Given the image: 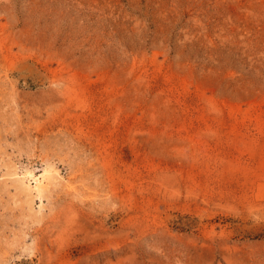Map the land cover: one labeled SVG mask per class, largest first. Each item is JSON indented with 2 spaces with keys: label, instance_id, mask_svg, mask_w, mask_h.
I'll list each match as a JSON object with an SVG mask.
<instances>
[{
  "label": "rangeland",
  "instance_id": "374dc122",
  "mask_svg": "<svg viewBox=\"0 0 264 264\" xmlns=\"http://www.w3.org/2000/svg\"><path fill=\"white\" fill-rule=\"evenodd\" d=\"M0 264H264V0H0Z\"/></svg>",
  "mask_w": 264,
  "mask_h": 264
}]
</instances>
